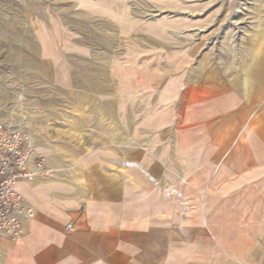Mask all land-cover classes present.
Returning <instances> with one entry per match:
<instances>
[{
	"label": "rangeland",
	"instance_id": "obj_1",
	"mask_svg": "<svg viewBox=\"0 0 264 264\" xmlns=\"http://www.w3.org/2000/svg\"><path fill=\"white\" fill-rule=\"evenodd\" d=\"M105 1L0 0V99L7 92L14 99L21 129L50 170L43 176L62 189L124 172L129 154L138 160L147 154L159 175L168 146L194 139L192 130L208 127L209 118L247 121L264 102L231 98L212 84L236 80L246 94L253 83L264 58V0H109L116 19L99 13ZM201 66L213 73L200 74ZM85 73L107 81L64 78ZM225 102L232 112L208 115ZM237 124L234 135L242 129ZM114 149L121 150L115 168ZM177 217L182 227V216L168 215L173 243L182 242ZM192 252L170 245L168 264H194Z\"/></svg>",
	"mask_w": 264,
	"mask_h": 264
},
{
	"label": "crops",
	"instance_id": "obj_2",
	"mask_svg": "<svg viewBox=\"0 0 264 264\" xmlns=\"http://www.w3.org/2000/svg\"><path fill=\"white\" fill-rule=\"evenodd\" d=\"M108 2L98 6L99 13L116 19L118 13ZM32 11L42 16L40 10L33 7ZM86 40L83 34L76 42L82 45ZM62 65L68 68L70 64L64 60ZM257 67L246 94L238 92L241 87L236 80L211 83L230 91L231 98L263 99L264 58ZM212 70L201 66L197 71L208 74ZM64 78L107 81L96 73ZM3 95L0 123L25 128L14 99L10 101L8 92ZM261 104L262 109L247 121H238L233 115L209 118L208 127L203 123L192 130L194 139L168 146L167 155L162 152L159 159V175L154 174L153 159L147 154L140 160L129 154L121 172V150L114 149L113 165L119 170L98 175L97 182L89 181L80 190L62 189L51 176L20 180L18 192L33 216L23 220L18 240H3L0 264H168L170 245L192 247L194 264H264V102ZM231 106L225 102L207 113L228 114ZM235 124L242 129L234 135ZM170 167L177 169L170 171ZM170 213L182 216V227L178 217L176 225L183 233L182 242L170 240ZM156 215L160 220H154ZM66 223L71 225L68 230L64 229Z\"/></svg>",
	"mask_w": 264,
	"mask_h": 264
},
{
	"label": "built area",
	"instance_id": "obj_3",
	"mask_svg": "<svg viewBox=\"0 0 264 264\" xmlns=\"http://www.w3.org/2000/svg\"><path fill=\"white\" fill-rule=\"evenodd\" d=\"M47 168L28 133L0 123V251L3 240L16 241L23 232V220L33 216L17 189L20 180L46 175ZM66 223L64 229L70 228Z\"/></svg>",
	"mask_w": 264,
	"mask_h": 264
}]
</instances>
